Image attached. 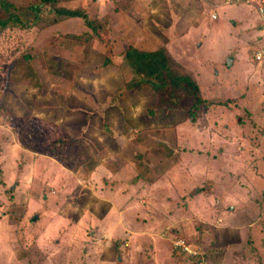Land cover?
<instances>
[{
  "label": "rangeland",
  "instance_id": "1",
  "mask_svg": "<svg viewBox=\"0 0 264 264\" xmlns=\"http://www.w3.org/2000/svg\"><path fill=\"white\" fill-rule=\"evenodd\" d=\"M54 3L96 21L116 57L104 67L99 39L63 38L88 33L83 21L48 10L31 32L0 33V264H264V0ZM127 45L168 51L203 103L149 113L156 96L132 95L119 68ZM71 84L102 101L121 88L111 132L61 134L52 110L42 120L33 101L62 103L51 92Z\"/></svg>",
  "mask_w": 264,
  "mask_h": 264
},
{
  "label": "trees",
  "instance_id": "2",
  "mask_svg": "<svg viewBox=\"0 0 264 264\" xmlns=\"http://www.w3.org/2000/svg\"><path fill=\"white\" fill-rule=\"evenodd\" d=\"M39 4L26 8H15L9 1L0 0V33L9 28L19 29L25 33L31 32L38 25L40 15L45 10L54 12L64 19H81L84 28L88 31L80 36L68 35L64 39L81 42L97 38L106 47L103 66H108L110 60L116 57L112 41L109 42L105 35L99 33L98 24L90 21L86 14L65 8L56 9L54 0H38ZM91 38V39H90ZM108 43V46L107 44ZM164 49L144 51L134 47L125 46L122 49V58L119 68L122 72L130 68L135 81H128V90L139 91L146 89L156 96L153 111L178 112L183 111L185 101L192 99V107L200 106L203 101L200 98V90L193 78L185 73L182 66L178 65L172 55ZM254 62L259 64L253 56ZM127 77V73H123ZM128 78V77H127ZM131 79V78H130ZM127 87V86H126ZM173 117V116H172ZM177 122H175L176 124ZM104 132V130L102 131Z\"/></svg>",
  "mask_w": 264,
  "mask_h": 264
},
{
  "label": "crops",
  "instance_id": "3",
  "mask_svg": "<svg viewBox=\"0 0 264 264\" xmlns=\"http://www.w3.org/2000/svg\"><path fill=\"white\" fill-rule=\"evenodd\" d=\"M143 5L146 7L147 5L145 4V2H142ZM242 4H245V3H242ZM240 5V3H239ZM246 6V5H244ZM229 7H233V6H228L226 7L229 8ZM235 24L237 25L238 23L235 22ZM260 31V25H259V29ZM260 41V38L259 40ZM128 46V45H127ZM124 47V46H123ZM104 58V56H103ZM177 59V58H176ZM115 60V58H114ZM264 62V61H263ZM263 62L259 63V64H262ZM114 65V64H113ZM112 66V64L110 65ZM231 66V64H230ZM108 67V66H107ZM262 70V69H261ZM259 76V75H258ZM246 79V78H245ZM257 80H259V78H256ZM264 77L260 80H263ZM119 90H121V88H117L116 90H114V93L113 94H110L108 99L106 100H103L101 99V95L104 94V93H100V96L99 97H96V100L93 98V95L94 92L96 93L97 92V89L94 88L93 86L89 85L88 87H83V86H77L75 88V86H66L64 88H62L61 90L59 91H53L51 92V95H53L54 97L59 95V96H62L65 97L67 96L66 99L63 98V102L62 103H58L56 102L55 100V105L53 103H51L50 101H46L45 99H35L33 101V103H35L36 106H34L36 109H41L42 111H44L43 116L41 114V118L42 120L44 119V121L48 120L50 117L49 115L51 114V112H49V114H45L46 112L48 111H54L55 113V118L57 119V117H59V119H57L58 121H56L57 124H59L63 129H60V133H64V134H67V131H64L65 128L70 131H73L75 134L79 135V136H86L87 134H90L94 131V128H96L98 125L97 128H102L103 125H106L108 128H109V132H111V130L113 129L112 125H115L114 124V118H108L107 117V114L111 111H116V113H120L121 110H119V107L117 104H114L112 103L111 105L107 106L108 102L111 101V100H114L115 97H118L120 95V92ZM143 90V89H141ZM141 90L139 91H130L131 93H133L132 95L135 94H140L141 93ZM146 90V89H144ZM59 92H61L62 94H59ZM138 92V93H137ZM122 93V92H121ZM98 95V94H96ZM104 95H107V93H105ZM102 95V96H104ZM66 100V102H65ZM137 105V109H141L143 110L144 109V105ZM69 109H72L69 111ZM82 110L80 112V114L78 115L77 112L78 110ZM140 110V111H141ZM146 112V110H144ZM36 113H34L35 115ZM78 117H87V121L84 122L83 124L81 123H77L76 125H74L72 122L75 120H77ZM146 119H148L147 117V114H145ZM136 119V123L137 125L140 127V130H143V132H146V131H149L151 129V127L148 125H146V121L148 122V120H145L144 122V125L142 122L138 121L137 118L135 117ZM118 120V118H117ZM111 121L113 123H111ZM124 126V124L126 123V121H122L121 122ZM110 124V125H109ZM73 125H74V129H73ZM144 126V129L141 128V126ZM148 126V128H146ZM111 127V128H110ZM124 129V128H123ZM68 130V131H69ZM93 130V131H92ZM126 130V129H125ZM131 132L132 130L129 129ZM137 131V132H138ZM120 136H125V131L122 130L120 135H113V139L115 138H118Z\"/></svg>",
  "mask_w": 264,
  "mask_h": 264
},
{
  "label": "built area",
  "instance_id": "4",
  "mask_svg": "<svg viewBox=\"0 0 264 264\" xmlns=\"http://www.w3.org/2000/svg\"><path fill=\"white\" fill-rule=\"evenodd\" d=\"M258 11H261L260 12V16H259V19H260V32L262 33L263 35V38L260 39V42L262 41L263 42V45L261 47H259L258 51L253 55L254 56V59L258 62V63H261L264 61V11L263 9H259ZM181 244H179L178 246L179 247H182L185 251H188L186 249V247L183 245L182 242H180Z\"/></svg>",
  "mask_w": 264,
  "mask_h": 264
}]
</instances>
